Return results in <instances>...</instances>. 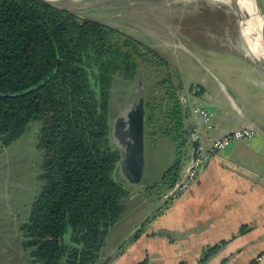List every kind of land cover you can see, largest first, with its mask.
Wrapping results in <instances>:
<instances>
[{"label":"trees","instance_id":"trees-1","mask_svg":"<svg viewBox=\"0 0 264 264\" xmlns=\"http://www.w3.org/2000/svg\"><path fill=\"white\" fill-rule=\"evenodd\" d=\"M148 55L167 65L158 52L108 25L28 0H0V154L31 122L41 123L43 184L21 228L29 264L102 261L123 199L131 193L116 178L122 152L112 141L114 89L136 80ZM171 89L160 110L167 129L153 101L144 104L149 136L158 129L177 133L178 159L163 176L173 188L189 139L187 116Z\"/></svg>","mask_w":264,"mask_h":264},{"label":"rangeland","instance_id":"rangeland-1","mask_svg":"<svg viewBox=\"0 0 264 264\" xmlns=\"http://www.w3.org/2000/svg\"><path fill=\"white\" fill-rule=\"evenodd\" d=\"M211 1L103 0L104 7L100 8L99 12L90 13L103 22L120 28L128 36L144 40L147 46L158 52L167 63L162 65L155 56L148 55L149 61L146 64L141 63L136 80L116 85L112 100V111L115 116L112 132L117 117L125 116L141 97L155 102H152L151 106H156L159 124L167 129L166 117L160 114V110L164 109L170 100L167 96L170 87L187 116L189 109L192 110L194 107L193 104L191 107L189 97L192 88L198 90L201 83L207 90L209 86L214 90V85L209 83L211 81L208 75L211 77L220 75L223 69L232 70L235 72L234 75L240 72L243 75H250L248 71L257 73L263 71L262 66L246 50L240 29V18L231 7L232 4L229 6ZM127 2L132 5L125 10L120 12L112 10L113 6L124 5ZM105 8L107 11H104ZM194 57L202 60L205 71L196 64ZM204 72H208V75H204ZM141 74L142 88L137 92ZM202 79H206L207 82L202 83ZM163 80L171 81L159 85ZM40 127L39 121L31 122L27 132L0 154V264L30 262L29 252L22 244L24 238L21 228L28 219L32 202L43 184L39 177L43 152L37 146ZM149 129L150 127L145 131V165L141 180L144 187L127 184L130 192L133 189L134 193L123 199V211L114 235L134 225L136 218L142 215L146 208H155L161 197L170 189L164 183L163 176L178 159L177 133L167 135L161 132L163 129H158L155 135L149 136ZM114 137L115 141H112L117 147L120 146L116 133ZM204 144H207V140ZM188 151V146L183 149L184 167L189 162ZM116 178L126 181L120 169L116 172Z\"/></svg>","mask_w":264,"mask_h":264},{"label":"crops","instance_id":"crops-1","mask_svg":"<svg viewBox=\"0 0 264 264\" xmlns=\"http://www.w3.org/2000/svg\"><path fill=\"white\" fill-rule=\"evenodd\" d=\"M194 60L205 71L202 60ZM248 73L234 75L223 69L221 76L216 75L220 80L204 72L214 90L200 83L189 97L191 107L213 114L212 127L194 113V107L185 123L194 125L192 131L203 143L207 140L206 146L243 127H253L256 135L220 151L176 197L165 199L170 187L155 208H146L134 225L114 235L117 223L103 249V258L113 255L108 264H264V259L255 260L264 254V73ZM187 146L190 158L179 181L193 159L190 139L184 149ZM143 220L147 221L141 226Z\"/></svg>","mask_w":264,"mask_h":264},{"label":"water","instance_id":"water-1","mask_svg":"<svg viewBox=\"0 0 264 264\" xmlns=\"http://www.w3.org/2000/svg\"><path fill=\"white\" fill-rule=\"evenodd\" d=\"M35 2L37 4L51 7L61 11H67L81 19L87 21H94L98 23L105 24L99 17H95L90 13L93 12L94 9L98 7H104L103 0H28ZM232 8L237 13V7L235 4V0H231ZM257 9L259 11L260 17L264 23V0H254ZM132 5L131 3H127V6ZM257 62L262 66L264 71V63L261 61ZM142 74L140 75V80L137 86V92L142 88ZM194 125L186 126V133L191 140L192 148H193V161L196 160L198 156V140L193 138L192 127ZM118 132V133H117ZM119 138L120 146L118 148L122 151V158L118 168L121 170L122 174L125 176V181L127 184H133L135 186H142L141 180L144 173V165H145V105L144 98L141 97L136 104V106L129 110L125 116L119 115L116 119L115 128L112 132V140L115 141L114 134ZM186 175L183 177L180 182V188L184 183ZM175 189L174 191H177ZM145 220L141 226L146 223ZM139 231V229L137 230ZM113 255L110 254L107 257L103 258L102 261L98 264H108Z\"/></svg>","mask_w":264,"mask_h":264},{"label":"built area","instance_id":"built-area-1","mask_svg":"<svg viewBox=\"0 0 264 264\" xmlns=\"http://www.w3.org/2000/svg\"><path fill=\"white\" fill-rule=\"evenodd\" d=\"M194 113L203 117L206 124L209 125V127H212L211 118L213 114L211 112L196 106L194 107ZM255 135H256V130L253 127H243L240 129L227 132L215 140H211L210 143H208V145L206 146L201 141L200 135L194 132L193 138L198 140L199 142L198 156L196 160L192 161V163L189 165L182 186L177 189L180 182L182 181L180 180L179 182L176 183V185L169 192V194L166 195L165 199H171L176 197L179 191H181L184 187L190 185L194 180H196L200 172H202V170L204 169V167H206L220 151L224 150L226 147H228L230 144H232L235 141L249 139L254 137ZM175 189H177V191H174ZM263 259H264V254H260L256 257L255 260L260 262Z\"/></svg>","mask_w":264,"mask_h":264},{"label":"bare ground","instance_id":"bare-ground-1","mask_svg":"<svg viewBox=\"0 0 264 264\" xmlns=\"http://www.w3.org/2000/svg\"><path fill=\"white\" fill-rule=\"evenodd\" d=\"M212 1H218L229 6L232 4L231 0ZM235 4L237 7L236 14L240 18V29L246 50L256 60L264 63V23L257 6L254 0H235Z\"/></svg>","mask_w":264,"mask_h":264},{"label":"flooded vegetation","instance_id":"flooded-vegetation-1","mask_svg":"<svg viewBox=\"0 0 264 264\" xmlns=\"http://www.w3.org/2000/svg\"><path fill=\"white\" fill-rule=\"evenodd\" d=\"M127 3H129V2H127ZM127 3L126 4H121V5H115V6H113L112 7V10H114V11H117V12H120V11H123V10H125L128 6H127ZM100 8H102V7H98L97 9H94L93 10V12H99L101 9ZM104 11H107L106 10V8H105V10ZM102 14H105V13H102ZM105 23V22H104ZM105 25H108V26H110V27H113V28H115V29H118L120 32H122V33H124V34H126L123 30H121L120 28H117V27H114V26H112V25H109V24H107V23H105ZM134 39V38H133ZM136 40V39H135ZM137 41H139V42H141L142 44H145V45H147V43L144 41V40H137ZM114 118H115V116L112 118V124H111V126H113V121H114ZM122 152V151H121Z\"/></svg>","mask_w":264,"mask_h":264}]
</instances>
